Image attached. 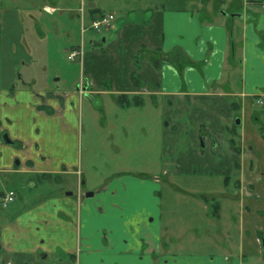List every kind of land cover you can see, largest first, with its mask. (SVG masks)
<instances>
[{"label": "crops", "instance_id": "obj_1", "mask_svg": "<svg viewBox=\"0 0 264 264\" xmlns=\"http://www.w3.org/2000/svg\"><path fill=\"white\" fill-rule=\"evenodd\" d=\"M60 1L45 5L44 12L56 14ZM85 1L88 8L81 9L82 20L112 13L116 24L101 40L91 38L87 49L83 41L67 46H83L85 51L77 81L70 77L64 85L53 84V74L45 77L29 64L35 73L26 71L25 82L18 83L14 61L0 57V79H4L0 81V184L8 174L49 181L42 196L21 209L2 208L5 191H0V264L262 260L264 104L258 100L264 97V0H239L230 14L217 12L215 0L206 5L203 0H111L109 12L100 0ZM220 1L224 8L233 0ZM72 12L68 11L69 18L40 23L29 11V22L33 30L34 25H42L38 36L44 41L49 32L58 35L68 27L77 17ZM28 41L31 50L35 39L30 36ZM170 53L175 55L167 60ZM81 86L91 94L83 97ZM120 95L143 103L120 106ZM98 105L103 116L100 128L116 137L117 156L138 157L142 163L156 153L160 163L154 168L122 167L117 177L91 190L93 197L80 189L67 195L61 185L51 189L54 179L82 175L77 169L79 113L98 111ZM160 175L223 177V192L209 197L225 201L216 200L218 221L224 217L226 226L234 222L243 233L239 258H168L166 239L176 236L161 225ZM15 192L13 203L20 197ZM201 202L209 214L208 205Z\"/></svg>", "mask_w": 264, "mask_h": 264}, {"label": "rangeland", "instance_id": "obj_2", "mask_svg": "<svg viewBox=\"0 0 264 264\" xmlns=\"http://www.w3.org/2000/svg\"><path fill=\"white\" fill-rule=\"evenodd\" d=\"M84 1L61 0L57 5L59 11L54 15H48L43 9L45 5H51L52 3L50 2H53V0H0V35L3 40L0 57L4 58L5 56L9 58L10 56L9 60L12 59L14 61L13 66H16L15 70L18 83L25 82L23 76L26 71L29 75L36 71H41L45 77L53 74L50 82L57 85H64V82L70 77V81L73 79L77 81L81 74L80 64L79 62L76 63L68 60L67 46L80 45L83 41L87 49L91 38L101 40V35L109 32L116 24L115 21L109 31L102 33H97L93 29H90L91 21L87 17L82 20L81 16V9L88 8V3L86 1L84 3ZM100 1L103 2L102 5L104 6L102 7L106 11L113 10L111 8L113 6L111 0ZM222 5L219 3V10L216 11L230 14L231 6L225 4L223 8ZM69 10L73 11L72 14L74 15L75 13L77 17L75 16L76 18L74 17L71 20L68 27L66 29H60L62 31L58 35L54 32H49L48 36L44 35L45 40L41 41V37L38 36V30H40L42 25L38 24V27L34 25L33 30V26L29 22L32 19L31 17L43 23L44 19L47 20V18L50 21L49 18L54 19L58 16L65 15L68 17V15L70 16L68 13ZM29 11L32 12L30 14L31 17L29 16ZM25 19L30 23V26ZM83 24L86 27L85 33H82ZM34 31H36V34ZM54 31L56 32V30ZM40 33L42 32L40 31L39 35ZM30 36L35 39V43L31 47L34 53L33 55L28 45ZM19 37H22V42L20 43L18 42ZM32 60H34V63H31ZM29 64L34 66L33 68L36 69L35 72L28 69L30 68ZM37 67L39 70H37ZM7 69H9L8 66ZM1 80H4L3 77H1ZM86 91L89 92L90 89H86ZM90 94L87 93L83 97ZM79 96L82 97L80 94ZM258 103L260 105L264 104H261L259 100ZM97 108L98 111H80L79 113L78 120L80 121V129L78 131L77 169L81 171L82 175L70 176L69 179H66L67 181L54 179L50 181V184L53 185L51 189L55 190L61 185V188L67 192V195L68 193L73 194V191L76 195L79 189L86 195V192H91L93 188H101L104 183L117 177V172L121 171L122 167L130 166L132 168H141L143 166H149L154 168L155 164L160 163L161 159L155 156L156 153L150 159L147 157V160L142 163L138 157L126 159L123 156H117L119 150L115 148L116 137L114 139L107 130L100 128V122L103 121V116L101 115L99 105ZM85 109L87 110V108ZM262 115H264V110ZM111 116L113 117L112 113ZM262 117L264 121V116ZM119 145L122 146L121 144ZM152 177V175H148V178L152 179ZM159 177L163 183V220L161 225L168 226L173 233L172 236H176L172 239H166L170 248V251L167 252L168 258L177 259L189 257L198 259L204 257L211 259L220 256H235L239 258L242 255L244 246L242 244L243 233H241L238 225L232 222L230 227L228 225L226 226L227 219L224 217L221 222L213 220L209 205V214H207L203 202L200 199L201 194L207 197H213V195L217 197L218 194L220 196L224 190L223 177L200 175H160ZM81 179L85 182L83 185L81 184ZM48 185L49 181L47 179L30 181L24 178L19 179L16 175L8 174V179L3 180V184H0V191H5V194L14 192L15 195V191L18 192L20 197L16 199L15 203L9 205L7 210L10 211L14 207L18 208L19 206V209H21L24 205L35 202L36 199L42 196V192ZM175 185H178L179 188H176ZM211 197L209 198L211 199ZM219 201L223 202L224 200L219 199ZM227 235H230V238ZM247 236L250 237L249 234ZM259 238L262 244L261 240L264 238L260 235ZM249 246L252 247L253 245L249 244ZM250 249L252 250V248ZM260 250L261 247H259ZM262 253L264 252L262 251ZM243 264H264V254H262V260L260 259V261L250 257Z\"/></svg>", "mask_w": 264, "mask_h": 264}, {"label": "built area", "instance_id": "obj_3", "mask_svg": "<svg viewBox=\"0 0 264 264\" xmlns=\"http://www.w3.org/2000/svg\"><path fill=\"white\" fill-rule=\"evenodd\" d=\"M116 21L114 14H104L101 16H96L95 19L91 21L90 28L96 31L97 33H102L104 31H109L113 27V23ZM84 48L83 46L71 47L68 49L67 58L71 62H79L84 58ZM80 94L85 95L87 91L84 88L79 89ZM259 102L264 103V97H262ZM16 195L14 192L6 193L1 198L2 208H7L10 204L15 201Z\"/></svg>", "mask_w": 264, "mask_h": 264}, {"label": "trees", "instance_id": "obj_4", "mask_svg": "<svg viewBox=\"0 0 264 264\" xmlns=\"http://www.w3.org/2000/svg\"><path fill=\"white\" fill-rule=\"evenodd\" d=\"M238 1L239 0H233L232 1V4L230 5L231 7V9H232V6H234L236 3H238ZM203 2H204V5H206L207 4V2H208V0H203ZM215 2V10H219V3H221V1L220 0H215L214 1ZM230 9V10H231ZM96 10H98V9H93V11H96ZM203 12H204V10H203ZM231 13H233L232 12V10L230 11ZM97 15V14H96ZM96 15H93V19H95L94 17L96 16ZM101 15H104V14H100V15H98V16H101ZM92 19V20H93ZM1 35H0V52H1V50H2V41H1ZM175 53H176V50L174 51ZM175 53H170V54H168L167 55V60H170V58L173 56V55H175ZM234 53H232V60H234ZM117 103L120 105V106H124V107H127V106H130V105H136V106H138V105H141L143 102L142 101H138L137 100V97H134V98H130V97H128L127 95H120V96H118L117 97ZM236 109H239V106H238V108H236ZM100 111H101V109H100ZM260 132L262 133V134H264V127L263 126H261L260 127ZM234 141H232V143H233ZM233 145V144H232ZM207 205H209V207H210V209H211V211H212V216L213 217H215L217 220H219V218H220V212H219V208H220V205H219V203L215 200V199H210V198H208L207 196H205V195H203V196H201L200 197Z\"/></svg>", "mask_w": 264, "mask_h": 264}, {"label": "water", "instance_id": "obj_5", "mask_svg": "<svg viewBox=\"0 0 264 264\" xmlns=\"http://www.w3.org/2000/svg\"><path fill=\"white\" fill-rule=\"evenodd\" d=\"M91 4H93V5H90V6H95V3H91ZM236 123L240 124V120H237ZM68 195H71V193H68ZM93 195H94L93 192H89L86 194L87 197H93ZM262 244H263V251H264V239L262 240Z\"/></svg>", "mask_w": 264, "mask_h": 264}, {"label": "flooded vegetation", "instance_id": "obj_6", "mask_svg": "<svg viewBox=\"0 0 264 264\" xmlns=\"http://www.w3.org/2000/svg\"><path fill=\"white\" fill-rule=\"evenodd\" d=\"M85 30H86V27H85L84 24H83V25H82V31L85 32ZM81 87H82V86H81ZM81 87H80V88H81ZM80 88H79V89H80ZM82 88H84V87H82ZM85 90H86V87H85ZM86 94H87V93H86Z\"/></svg>", "mask_w": 264, "mask_h": 264}]
</instances>
